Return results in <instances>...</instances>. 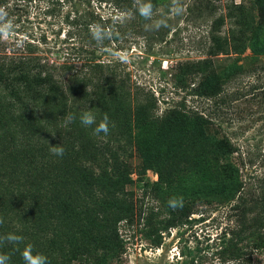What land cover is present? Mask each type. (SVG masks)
<instances>
[{
  "label": "rangeland",
  "instance_id": "rangeland-1",
  "mask_svg": "<svg viewBox=\"0 0 264 264\" xmlns=\"http://www.w3.org/2000/svg\"><path fill=\"white\" fill-rule=\"evenodd\" d=\"M50 1L7 0L1 8L7 15L0 26L10 20L13 27L7 38L0 34V40L33 42L46 58L59 64L63 53L76 44L74 37L68 38L71 28L64 20L73 12L67 4L60 7ZM89 5L77 4L76 9L100 18L114 13L112 18L120 23L115 32L118 39L110 36L108 46L98 51L100 61L128 73L130 82L155 100L157 114L168 103H183L210 114L214 126L200 129L203 141L181 156V161H187L190 153H197L192 163L198 167L167 181H158L154 168L171 160L157 127L141 125L132 131L133 144L116 152L115 170L101 164L109 157L104 150L96 154L93 164L92 160L72 162L78 142L69 144L62 133L61 141L53 130L47 138L56 142L53 146L61 144L64 155L46 167L44 162L54 155L31 148L32 156L21 155L23 166L21 133L14 124L1 127L0 249H6L5 264H25L22 253L27 245L33 254L52 245L67 256V264H236L242 256L223 254L221 244L223 233L233 225L229 207L234 198L229 187L235 172L230 162L239 169L236 179L242 181L259 176L264 164V0H154L152 17L142 22L106 2L93 0ZM158 20L164 23L157 28ZM210 30L222 37L230 35L236 51L212 57L208 68L207 86L225 84L223 118L213 114L211 102L174 86L178 63L207 57ZM253 53L259 58L252 59ZM185 125L194 133L199 129L192 122ZM223 136L236 148L229 160L222 149L208 154V145ZM90 198L97 199V216L86 213L93 204ZM184 207H192L193 213L175 227L161 230L160 243H155L149 228ZM8 234L22 240L9 241ZM253 260L262 264L264 258L253 252Z\"/></svg>",
  "mask_w": 264,
  "mask_h": 264
},
{
  "label": "trees",
  "instance_id": "trees-1",
  "mask_svg": "<svg viewBox=\"0 0 264 264\" xmlns=\"http://www.w3.org/2000/svg\"><path fill=\"white\" fill-rule=\"evenodd\" d=\"M90 1L93 0L50 1L56 2L60 7L63 6L62 4H67L72 9L71 13L73 12L72 16L67 14L64 20L71 28L67 36L74 37L76 44L70 47L69 52L63 53V62L59 64L46 58L33 46V42L22 40V46H17V43L10 44L0 40V128L14 124L16 130L21 133L19 136L21 164L25 165L23 163L25 158L21 156L23 152L32 156L29 154L31 148L46 154L50 152L49 146H53L56 142L50 141L47 137L53 130L61 141L63 140L59 135L62 133L67 134L69 144L78 142L72 162L92 160L91 164H93L92 162L97 160L96 154L104 150L109 153V157L103 158L101 164H104L103 167L109 166L115 170L119 166L117 150H121L124 145L130 147L133 144L132 131L144 125L161 129L163 143L168 146L165 153L167 158L171 159L170 162L163 166L154 165L158 181H167L176 173L197 168L198 164L192 163L193 159H197V153H190L187 161H181V156L195 143L203 141V132L200 129L214 126L210 114L204 115L203 111L195 107H186L178 102L168 103V107L157 114L155 100L152 96L142 94L139 87L130 82L128 73L116 64L100 61L98 51L108 46L110 38L104 39L102 44H97L92 39L90 26L99 24L111 33L113 40H117L118 36L115 32H119L120 23L112 18L114 13L100 18L92 11L76 9L77 4L89 7ZM95 1L109 3L113 10L137 18L141 22L144 17L139 15L138 8L141 4L149 2V0ZM6 2L7 0H0V9L5 8ZM150 2L153 4L154 0ZM207 38V57L178 63L174 86L180 91H187L188 95L195 99L211 102L214 107L213 114L223 118L227 106L224 97L225 84L207 86L208 68L213 62L212 57L229 54L231 51L236 53V51L230 35L222 37L215 30H210ZM251 57L259 58L254 53ZM230 80L228 78L226 83L231 82ZM142 96L144 98L140 99ZM84 108L100 110L96 113L97 122L103 113H107L110 129L106 137L103 134L94 135L92 128L82 126L78 119L67 126L64 125V115L69 112L79 115ZM189 122L197 125V129L199 128L197 133L185 125ZM23 141L27 143H22ZM112 144L116 147L115 151L108 149ZM219 149H222L227 160H229L228 156L231 157L236 152V148L227 136L213 140L208 145V154L213 156ZM54 158L57 157L51 156L46 159L43 166H52ZM27 162L26 165L29 167L32 161ZM230 167H233L232 170L235 172V179L229 187L232 194L230 198H234L229 207L232 211L233 225L223 233L222 253L242 256L236 264H253L255 262L253 252L261 254L264 258V164L259 176H249L248 180L243 181L240 177L236 179L239 169L234 168L231 162ZM41 173L43 174V171ZM91 201L93 204L86 213L97 216L99 213L96 211L97 199L90 198L88 202ZM193 210L192 207L180 208L168 219L157 221V224L148 230L155 235L154 242L160 243L161 230L182 223V220L193 213ZM103 215L104 213L100 219L105 218ZM40 245L38 243V246ZM101 246L103 248V245ZM12 251L17 250L12 249ZM41 251L50 264H67L70 261L62 250L57 251L52 245ZM5 252L6 249H0V256Z\"/></svg>",
  "mask_w": 264,
  "mask_h": 264
},
{
  "label": "clouds",
  "instance_id": "clouds-1",
  "mask_svg": "<svg viewBox=\"0 0 264 264\" xmlns=\"http://www.w3.org/2000/svg\"><path fill=\"white\" fill-rule=\"evenodd\" d=\"M152 4L149 2H145L141 4L138 8V13L140 16L145 19H150L152 17ZM7 14L4 13L3 9H0V19H3ZM163 20H158L155 22V27H160L163 24ZM12 22L6 21L2 26H0V34H2L5 38L8 37L10 30L12 29ZM90 33L92 39L97 42V44H102L104 39L110 38L111 33L103 29L99 24H93L90 26ZM17 46H22V41H17ZM94 108H84L79 112V115L73 112H69L63 116L64 125L67 126L71 124L74 120H79L80 124L84 127H91L94 135L99 136L103 134V136H107L110 129V121L107 113H103L99 122H97V112L93 111ZM49 146V145H48ZM50 152L56 157H62L64 155V147L59 144L57 146H49ZM9 241H20L22 240L21 236L8 234L5 237ZM25 264H48V258L42 253H32L31 245H27L22 253ZM7 260L6 256H0V264H5Z\"/></svg>",
  "mask_w": 264,
  "mask_h": 264
}]
</instances>
